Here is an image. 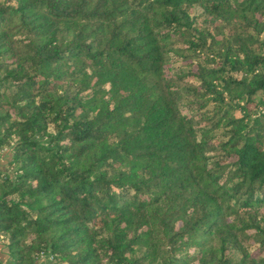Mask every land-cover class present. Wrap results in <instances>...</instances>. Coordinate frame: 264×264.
<instances>
[{"label": "trees", "instance_id": "16d2710c", "mask_svg": "<svg viewBox=\"0 0 264 264\" xmlns=\"http://www.w3.org/2000/svg\"><path fill=\"white\" fill-rule=\"evenodd\" d=\"M0 159V264H264V0H0Z\"/></svg>", "mask_w": 264, "mask_h": 264}, {"label": "water", "instance_id": "95a60500", "mask_svg": "<svg viewBox=\"0 0 264 264\" xmlns=\"http://www.w3.org/2000/svg\"><path fill=\"white\" fill-rule=\"evenodd\" d=\"M9 150L8 149H5L4 151H3V155H2V158L1 159H3V156L5 155V154H7V152H8ZM0 159V160H1ZM44 262H45V264H52V260L49 258V256L47 255V256H44ZM10 264H12V263H10Z\"/></svg>", "mask_w": 264, "mask_h": 264}, {"label": "built area", "instance_id": "2783aa9c", "mask_svg": "<svg viewBox=\"0 0 264 264\" xmlns=\"http://www.w3.org/2000/svg\"><path fill=\"white\" fill-rule=\"evenodd\" d=\"M48 256H49V258L51 259V260H53V255L50 253V254H48Z\"/></svg>", "mask_w": 264, "mask_h": 264}]
</instances>
